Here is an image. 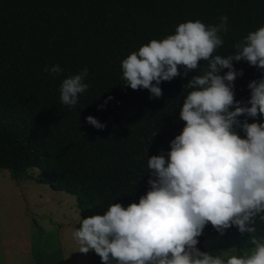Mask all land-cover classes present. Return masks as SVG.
<instances>
[{
    "label": "trees",
    "instance_id": "obj_1",
    "mask_svg": "<svg viewBox=\"0 0 264 264\" xmlns=\"http://www.w3.org/2000/svg\"><path fill=\"white\" fill-rule=\"evenodd\" d=\"M222 16L229 31L214 55L227 58L236 54L235 43L264 26V0H0V169L15 179L40 171V183L76 196L82 219L112 203H138L154 178L147 161L167 157L184 127L186 85L207 62L187 75L181 67L180 76L159 85V98L126 86L121 63L151 40L175 34L180 23L217 25ZM56 64L61 75L44 71ZM233 67L243 72L234 81L235 100L247 104L248 85L264 69L246 61ZM84 68L88 90L76 106L62 105L63 79ZM88 116L106 126L96 129ZM238 119L264 123V116ZM255 227L264 239V221ZM197 247L209 253L254 245L235 226L221 235L209 224Z\"/></svg>",
    "mask_w": 264,
    "mask_h": 264
},
{
    "label": "clouds",
    "instance_id": "obj_2",
    "mask_svg": "<svg viewBox=\"0 0 264 264\" xmlns=\"http://www.w3.org/2000/svg\"><path fill=\"white\" fill-rule=\"evenodd\" d=\"M228 17L217 25L200 20L180 23L175 34L153 39L121 63L123 79L132 90L162 96L159 86L200 68L186 85L180 120L184 127L170 143L167 157L147 161L153 179L138 203H112L101 214L80 221L72 237L81 253L98 255L102 264H264V239L255 236L256 220L264 221V123H243L239 117L264 116V77L249 83L251 98L235 100L234 81L243 75L234 62L264 69V26L234 44L235 55H214L224 43ZM223 69L228 72L221 75ZM45 72L61 75L59 64ZM88 69L63 79L62 105L74 107L86 92ZM250 105V106H248ZM86 121L103 129L95 117ZM242 129L244 136L236 131ZM211 225L219 234L236 227L250 234L251 250L231 249L212 255L197 245Z\"/></svg>",
    "mask_w": 264,
    "mask_h": 264
},
{
    "label": "rangeland",
    "instance_id": "obj_3",
    "mask_svg": "<svg viewBox=\"0 0 264 264\" xmlns=\"http://www.w3.org/2000/svg\"><path fill=\"white\" fill-rule=\"evenodd\" d=\"M41 178L38 170L15 179L0 169V264H102L94 252H79L72 237L82 219L76 196Z\"/></svg>",
    "mask_w": 264,
    "mask_h": 264
}]
</instances>
